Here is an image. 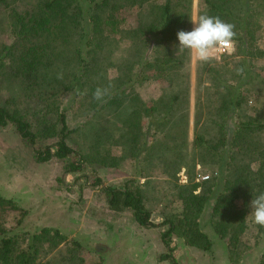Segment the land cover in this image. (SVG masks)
<instances>
[{
  "label": "trees",
  "instance_id": "16d2710c",
  "mask_svg": "<svg viewBox=\"0 0 264 264\" xmlns=\"http://www.w3.org/2000/svg\"><path fill=\"white\" fill-rule=\"evenodd\" d=\"M133 1L155 8L152 18L133 29L139 38L144 37L143 41L156 45L154 52L142 55L138 72L141 68L156 67L168 73L169 89L162 91L154 106H147L128 85L132 78L131 64L128 63L131 59L123 57L120 62L124 67L118 64L119 71L112 78L101 67L102 64L106 68L113 63L109 60L113 56L106 51H110L115 37L124 30L125 11ZM173 1L166 0L162 5H156L148 0H0L4 22V27L0 25V29L11 37L10 43L3 46L0 57L10 61L8 68L2 70L4 76L8 80H16L24 89L43 86L73 91L75 88V94L82 95L81 104L87 108V114L91 111L97 114L102 109L123 108L126 98L135 95L130 101L131 104L133 102L132 109H137L136 116L129 118L130 111H126L124 121L136 126L139 124L137 119L146 116L149 123L142 132L143 136L148 135V127L157 122L155 135L159 138L152 145L145 144L144 140L137 149L147 148V156L151 159L158 157L170 171L166 178L173 184L167 196L177 201L179 209H172L160 222H153L140 188L128 182L122 188L102 186V189L110 210L130 211L139 225L162 228L160 238L166 252L161 259L169 264H179L170 245L174 237L187 246L211 251L212 240L204 231L203 224L200 225L205 214L208 215L206 222L211 223L216 234L221 237L231 234L237 243L248 226L255 225L251 219L250 201L264 191V109L246 112L242 86L251 83L248 75L253 66L249 61L256 58L258 53L255 51L259 52L255 44V29L249 27L250 20L256 8L264 7V0H200L203 11L198 15L218 16L235 26L236 50L232 56L238 63L233 70L220 62L201 64L196 69L192 144L194 149H198L200 158L192 160L191 166L192 169L198 164L213 168L208 179L198 182L194 180L191 166L184 162L186 154L180 149L175 153L178 145L175 147L174 144L179 142L182 146L187 142L190 122L187 66L190 58L186 49L181 50L179 45L173 44L177 41L178 31L191 30L192 0ZM19 2L27 6L26 11L19 12L15 6ZM178 6L183 9L177 10ZM145 18L147 16L140 17ZM140 47L144 49L143 45ZM56 57L61 58V64H65L63 78L52 74ZM0 64L4 65L3 62ZM93 75H97L98 79H94ZM206 83L208 86H205ZM97 87L108 90L103 102L93 98L92 93ZM211 88H214L213 92ZM40 95L31 92L26 97L32 98L34 105L45 103L40 114L43 127L39 133L55 136L56 141L42 149L34 148L35 159L46 162L54 157L64 159L75 154L77 160L71 161L66 171L82 170L83 157L68 142V136L78 131L79 127L69 128L67 116L62 111L58 115L61 127L56 133V123L49 115L59 105L58 91L50 93L47 98L42 95V100H37ZM213 101L217 105L212 106ZM9 123L22 139L35 145L37 134L25 116L19 110L10 111L0 106V126ZM204 127H207L206 135L202 131ZM139 134L133 133L134 140ZM181 170H184L187 179L185 183L178 181ZM92 185H102L101 179L95 178ZM21 210L14 200L0 194V264H38L46 249L58 248L61 251L59 246L65 236L58 229L41 228L33 234L11 233L6 227L7 218L15 211H20L23 216L24 211ZM21 221V218L18 219V223ZM255 226L264 233V227ZM71 244L66 251L67 257L56 260L54 264H77L80 261L77 255L80 244L74 241Z\"/></svg>",
  "mask_w": 264,
  "mask_h": 264
},
{
  "label": "rangeland",
  "instance_id": "374dc122",
  "mask_svg": "<svg viewBox=\"0 0 264 264\" xmlns=\"http://www.w3.org/2000/svg\"><path fill=\"white\" fill-rule=\"evenodd\" d=\"M148 1L151 4L162 5L166 0ZM15 6L19 12L27 10V6L20 2L15 3ZM129 6L125 11L124 30L121 35L115 37L110 45V51L109 49L106 51V54L113 56V59H109L113 63L106 68L104 64L101 67L105 69L108 77L112 78L119 71L116 67L118 64L124 67L120 62L121 59L123 57L131 59L128 63L131 64L132 78L128 85H131L133 93L138 95L147 106H154L162 91L169 89L168 73L159 71L156 67L144 70L141 68L138 72L142 55L154 52L156 45L152 42L148 44L147 40L143 41L144 37L139 38L133 29L141 22L152 18L155 8L145 3L139 5L136 1L131 2ZM178 9L183 8L178 6ZM200 11H203L200 0H192L191 18L197 16ZM143 16H147V19H140ZM1 18L0 13V25L4 27ZM192 27L191 23L190 28ZM249 27L255 29V44L259 52L255 51L258 53L256 58L249 61L253 66V70L248 75L251 83L248 86L243 85L242 90L246 100L243 104L244 109L248 113H254L264 109V7L256 8ZM10 39L8 33L0 29V54L4 51L3 46L10 43ZM176 44L179 45L178 39L173 45ZM141 45L144 49L140 47ZM187 53L190 58L187 66L190 120L188 136L185 139L186 144L182 146L179 142L174 144L175 147L178 145L175 153L179 149L183 151L182 153L187 156L184 162L190 167L192 160L200 158L198 149H194L192 144V120L196 69L201 64L195 61L188 50ZM132 60L135 62H131ZM1 62L5 67L0 64V106L10 111L19 110L32 124L37 134L35 145L32 146L20 137L11 123L0 126V194L14 200L21 211H24L23 216L20 211L12 212L7 218L6 227L12 231V234H33L41 228H54L65 236V240L59 246L61 251H58V248L46 249L38 264H46L48 261L49 264H54L56 260L66 258V251L72 246L73 241L80 244L77 254L80 261L77 264H169L167 260L161 259V255L166 252V247L160 238L163 229L139 225L130 211L110 210L102 189V186L122 188L128 182L140 188L153 222H160L172 209H179L177 201L167 196L173 184V181H168L166 178L170 171L163 166L158 157L151 159L147 156V148L137 149L144 140L145 144L152 145L159 138L155 135L157 122L149 126L148 135L143 136L142 132L149 123L145 119L146 116L137 119L139 121L137 127L124 121L126 111H130L129 118L132 115L136 116L137 109H132L133 102L131 104L130 101L135 95L126 98L123 108L102 109L100 113L94 114L91 111L87 114V108L81 104L82 95L75 94V88L73 91H63L64 89L58 87L47 89L43 86H33L32 90L24 89L16 80H8L2 73L3 69L8 68L9 59L0 57ZM60 62L61 58L56 57L52 74H58L63 78L65 64ZM212 62H220L224 67L233 70L237 67L238 60L232 54H225L219 61L213 60L210 63ZM250 64L246 63L247 66ZM93 78L98 79L97 75H93ZM234 78L238 80L237 77ZM57 91L59 105L49 116L56 123V133L61 127L58 123V115L62 111L67 116L69 128L79 127L78 131L68 136L70 145L83 157L81 159L83 168L77 172L66 171L68 164L77 160L75 154L64 159L54 157L46 162H38L35 159L34 148L42 149L46 145H52L56 137L39 133L43 127L40 114L45 103L34 105L32 98H27L26 94L31 92H35L38 96L41 94L37 100H42V95L47 98L50 93ZM213 91L214 88H211V92ZM212 103V106L217 105L214 101ZM206 129L207 127H204L202 130L205 135ZM131 132L134 134L140 132L141 136L139 134L138 139L134 140ZM134 151L137 152L135 156ZM193 169L191 172L194 174V180L198 182L202 181L201 176L212 175L213 168L205 165L200 167L198 164ZM146 175L148 177H145ZM178 176L179 183L186 182L184 170H181ZM97 177L101 179L100 186L92 185ZM237 203L240 204V201L238 200ZM207 216L204 215L200 225L203 224L204 231L212 240L211 251L204 252L185 246L181 239L174 237L170 245L173 247V256L179 264H264V233L259 232L257 226L253 224L248 226L237 243L231 234L226 237L216 234L211 223L206 222ZM20 218L22 221L18 223Z\"/></svg>",
  "mask_w": 264,
  "mask_h": 264
},
{
  "label": "clouds",
  "instance_id": "9594fccd",
  "mask_svg": "<svg viewBox=\"0 0 264 264\" xmlns=\"http://www.w3.org/2000/svg\"><path fill=\"white\" fill-rule=\"evenodd\" d=\"M193 25L190 31L180 30L176 33L181 50H188L197 63L208 64L219 61L225 54L235 52L234 25L223 21L218 16L208 14L191 18ZM205 86H208L207 83ZM108 94L107 88L97 87L93 98L103 102ZM252 223L264 227V191L250 201Z\"/></svg>",
  "mask_w": 264,
  "mask_h": 264
},
{
  "label": "built area",
  "instance_id": "2783aa9c",
  "mask_svg": "<svg viewBox=\"0 0 264 264\" xmlns=\"http://www.w3.org/2000/svg\"><path fill=\"white\" fill-rule=\"evenodd\" d=\"M208 177H209L208 175H203V176H201V179L206 180V179H208Z\"/></svg>",
  "mask_w": 264,
  "mask_h": 264
},
{
  "label": "crops",
  "instance_id": "0c3cea01",
  "mask_svg": "<svg viewBox=\"0 0 264 264\" xmlns=\"http://www.w3.org/2000/svg\"><path fill=\"white\" fill-rule=\"evenodd\" d=\"M183 245H185V244H183ZM185 246H187V245H185ZM194 248V247H193Z\"/></svg>",
  "mask_w": 264,
  "mask_h": 264
}]
</instances>
